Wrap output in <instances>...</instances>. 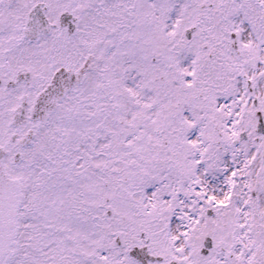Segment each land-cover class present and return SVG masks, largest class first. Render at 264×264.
Instances as JSON below:
<instances>
[{"label": "snow or ice", "instance_id": "1", "mask_svg": "<svg viewBox=\"0 0 264 264\" xmlns=\"http://www.w3.org/2000/svg\"><path fill=\"white\" fill-rule=\"evenodd\" d=\"M0 264H264V0H0Z\"/></svg>", "mask_w": 264, "mask_h": 264}]
</instances>
